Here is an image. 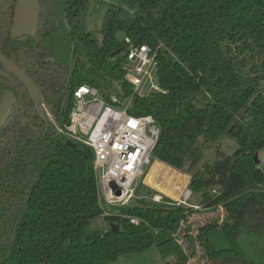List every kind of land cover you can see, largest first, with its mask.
I'll return each mask as SVG.
<instances>
[{
	"label": "trees",
	"instance_id": "obj_1",
	"mask_svg": "<svg viewBox=\"0 0 264 264\" xmlns=\"http://www.w3.org/2000/svg\"><path fill=\"white\" fill-rule=\"evenodd\" d=\"M88 2L41 0L36 34L15 35L0 49L18 65L10 54L20 56L23 47V91L0 128V264H114L154 246V230H168L172 238L176 225L197 212L144 201L104 216L106 230L87 231L103 215L94 151L79 141L69 145L34 88L64 127L78 86L109 88L123 80L126 38L132 45L164 46L157 60L167 94L136 96L130 109L153 116L160 127L153 159L192 174L189 188L202 192L201 207L226 210L221 227L231 246H214L208 232L218 224L209 223L197 237L205 258L264 264V164L254 158L264 148V0H119L103 17L101 42L77 33ZM123 3L135 6L134 14L121 16ZM6 95L0 92V101ZM225 131L239 143L226 157V176L216 174L215 165L195 171L202 160L198 139L216 141Z\"/></svg>",
	"mask_w": 264,
	"mask_h": 264
},
{
	"label": "built area",
	"instance_id": "obj_2",
	"mask_svg": "<svg viewBox=\"0 0 264 264\" xmlns=\"http://www.w3.org/2000/svg\"><path fill=\"white\" fill-rule=\"evenodd\" d=\"M130 14H134V10ZM126 42L130 47L124 53L123 80L113 81L109 88L89 84L78 86L73 92V106L67 124L63 127L52 119L53 127L70 140L93 149L97 186L98 189L101 186L106 204L121 208L141 206L142 202L151 201L199 209L200 206L190 203L193 197V191L189 188L191 177L182 190L178 181L170 186L177 198L158 192L148 197L142 192L146 187L152 188L145 183V177L155 161L152 152L161 130L153 116L134 115L130 109L136 96L167 94L160 83L157 60L158 51L164 46L161 41L157 47L132 45L129 38H126ZM165 185H169V182ZM212 191L214 195H219L222 189L217 187ZM164 196L169 199L168 202ZM99 203L103 216L118 212H109L103 207L100 193ZM128 218L134 224L141 221L137 217Z\"/></svg>",
	"mask_w": 264,
	"mask_h": 264
},
{
	"label": "rangeland",
	"instance_id": "obj_3",
	"mask_svg": "<svg viewBox=\"0 0 264 264\" xmlns=\"http://www.w3.org/2000/svg\"><path fill=\"white\" fill-rule=\"evenodd\" d=\"M119 3V0H89L86 9L81 13L77 33H90L95 39L101 42L103 17L111 4ZM131 10H135V6L123 3L121 16L130 15ZM118 36L119 38H124L122 33H118ZM197 145L201 147L202 160L196 166L195 171L200 170L202 172H206L208 165H215L217 162L226 159V157L232 155L239 148L238 140L228 134L227 131L221 133L217 140L212 142L205 140L201 136L197 141ZM258 157L260 162L264 164V148L259 152ZM178 171L189 175V177L192 176V174L185 172V170ZM214 188L217 187L211 188L210 191L212 193ZM152 190L155 193H146L145 189L142 192L145 195L147 194L148 197H151L157 194L155 188ZM98 191L103 207L107 211L110 212L120 208L105 203L100 185ZM201 194L202 192L193 193L190 203L200 207L197 212L188 215L186 220L180 221L176 225V230L172 238H170L171 234L168 230L160 229L158 233H155L154 230L156 238V244L154 246L139 253L121 255L114 264H212L205 258L199 244L197 237L200 228L209 223L216 222L218 224L208 232L210 241L217 249L229 248L231 241L221 227L222 223L226 221L225 208L221 205L214 208L201 207ZM164 197L167 198L166 196ZM107 228V221L102 215L91 222L87 231L106 230Z\"/></svg>",
	"mask_w": 264,
	"mask_h": 264
},
{
	"label": "flooded vegetation",
	"instance_id": "obj_4",
	"mask_svg": "<svg viewBox=\"0 0 264 264\" xmlns=\"http://www.w3.org/2000/svg\"><path fill=\"white\" fill-rule=\"evenodd\" d=\"M17 3H18V0H0V49H4V51H5V43L9 40V38H14L15 35H24V34H13L12 33L13 23L16 18ZM38 25H39V22H38ZM37 29H38V26L35 32L27 33V34L35 35L37 32ZM35 42H38V41H35ZM41 48L42 46L38 44L37 45L38 51L42 52ZM19 50L21 51L20 56L17 53L15 54V52L10 54V57L11 58L13 57L18 65L22 62L21 57H22L23 47H20ZM18 65L11 63L7 58H5L0 53V92H6L7 95L5 99L11 98L12 100L11 112H12L14 105L20 99V95L23 91V84H22V81L20 80L23 77L20 72L21 68ZM9 68L13 72L12 71L10 72ZM37 68H38V72L40 73V70L43 69L41 62H38ZM34 91L37 96L38 102L41 104V107L43 111L45 112L46 117L50 120L51 123H52V119L56 121V119L54 118V115L47 108L45 102L43 101L41 96L38 94L37 90H35V88H34ZM3 101H0V104ZM11 112H10V115H11Z\"/></svg>",
	"mask_w": 264,
	"mask_h": 264
},
{
	"label": "water",
	"instance_id": "obj_5",
	"mask_svg": "<svg viewBox=\"0 0 264 264\" xmlns=\"http://www.w3.org/2000/svg\"><path fill=\"white\" fill-rule=\"evenodd\" d=\"M41 13V0H18L16 6V18L13 23V34H27L36 31L39 17ZM11 98L5 99L0 104V127L7 121L11 112ZM69 145L76 147L77 144L72 140L68 141ZM257 163L260 162L258 154L254 156ZM226 159L215 164L214 171L218 175L226 176L224 167L226 166ZM118 225L112 226V231H117Z\"/></svg>",
	"mask_w": 264,
	"mask_h": 264
},
{
	"label": "bare ground",
	"instance_id": "obj_6",
	"mask_svg": "<svg viewBox=\"0 0 264 264\" xmlns=\"http://www.w3.org/2000/svg\"><path fill=\"white\" fill-rule=\"evenodd\" d=\"M188 178L189 175L181 174L167 164L155 160L149 173L145 177V183L152 188H155L159 194L172 195L177 198L178 195H174L170 186H172L175 181H178L181 183L180 190H182ZM167 181L169 182V185L166 186L165 183Z\"/></svg>",
	"mask_w": 264,
	"mask_h": 264
}]
</instances>
